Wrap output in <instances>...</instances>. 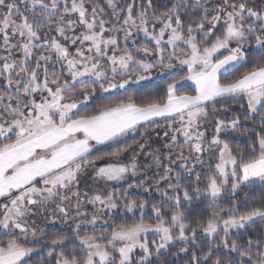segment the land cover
<instances>
[{
  "label": "snow or ice",
  "instance_id": "obj_1",
  "mask_svg": "<svg viewBox=\"0 0 264 264\" xmlns=\"http://www.w3.org/2000/svg\"><path fill=\"white\" fill-rule=\"evenodd\" d=\"M205 2L195 0L189 5L178 0L168 11L150 17L152 0H146L147 6L138 12L135 0L119 11L116 0H106L115 18L108 21L105 8L94 0H0V81L4 82L0 90V229L8 236L0 240V264H28L38 250L36 245L42 243L30 218L44 215L50 201L58 198L54 210L67 218L68 209L62 205L74 196L76 216L86 215L79 211L80 192L67 194L79 185L86 170L91 169L94 180L119 181L128 174L135 176V155L128 163L121 159L132 146L96 156H92V150L135 133L140 126L147 130L161 117H172V122L180 125L172 129L170 123L169 129L184 138L177 154L183 174L175 172L173 176L171 166L158 174L155 190L160 202L151 204L156 223L143 220L148 201H138L128 191L122 195L96 194L88 198L89 204L108 211L138 210L140 221L110 226L107 235H80L83 224L95 225L101 219L93 214L90 220L75 225L73 239H78L84 255L75 249L60 251L54 257L55 264H153L154 256L159 258L162 250L177 245H182L178 253L188 255L187 264H264V227L247 235L255 223L264 224V194L251 192L257 186L264 189V6H250L249 0H220L210 7L204 6ZM190 7L201 11L198 18L185 22L181 9ZM73 16L76 18L71 19ZM119 21L122 24L117 27ZM156 23L161 25L158 32ZM78 26L84 30L67 35ZM218 26L223 30L216 35ZM133 28L154 42V50L147 45L129 50ZM45 29L70 41L75 51L60 39L49 38ZM107 32L111 35L106 38ZM119 32L123 33V48L117 38ZM211 36L215 38L209 42ZM165 46L172 49L167 57ZM182 46H187V51L178 53L177 48ZM37 49L41 51L37 53ZM14 50L22 53L19 59ZM250 54L258 58L250 61ZM151 56L156 59L145 58ZM54 57L60 69L49 74ZM33 58L34 66L30 67ZM101 60H106L108 67ZM158 65L169 70L186 66L188 74L168 83L155 97L138 102L128 95L103 105L95 114L77 115L81 103L98 90H127L131 84L151 79ZM240 68L248 70L234 79H223ZM187 81L195 85V94H178ZM237 99L246 102L241 105L244 115L216 119L214 135L206 142L200 120L209 116L210 108L214 114L217 104ZM249 120L258 127H249ZM241 128L251 141L247 156L240 150L233 152L228 139L220 135ZM164 135L167 137L168 132ZM170 139L165 147L171 150L180 142L176 134ZM139 148L142 150L144 144ZM205 154L210 158L209 171L201 184L202 174L196 167L205 163ZM101 160L105 162L98 164ZM155 162L159 167L158 156ZM192 176L195 183L185 182ZM161 181L166 182L163 188L159 187ZM128 188L150 190L144 181ZM246 188L249 192L237 200L238 192ZM225 192L230 194L228 207L218 202ZM202 200L211 211L202 209L193 216L181 210L185 202L190 205ZM49 222L55 224L56 218ZM149 233L158 239L149 241ZM202 239L209 241L206 248L198 243ZM49 244L53 250L67 246V237L56 236Z\"/></svg>",
  "mask_w": 264,
  "mask_h": 264
},
{
  "label": "trees",
  "instance_id": "obj_2",
  "mask_svg": "<svg viewBox=\"0 0 264 264\" xmlns=\"http://www.w3.org/2000/svg\"><path fill=\"white\" fill-rule=\"evenodd\" d=\"M94 2L98 3L101 7H104L103 5V0H94ZM133 0H124V4L122 6H120V8H126L128 3H132ZM178 0H152V8L149 10L148 15L151 17L154 14L155 15H160L163 12L168 11V9L171 7V5L173 3H177ZM136 3V8L135 11L138 12L141 7H146L147 3L146 0H135ZM191 5V3L189 4ZM105 8V7H104ZM185 13L189 15L193 12L195 13L196 11H200V8H185ZM123 15V13H121ZM71 19L74 18L70 17ZM105 19L108 21H112L111 17H110V13L107 12L106 8H105ZM120 24H122V22L117 23V27L120 26ZM54 25H53V29H54ZM160 28V26H157V29ZM222 28L220 26H218L215 29V33L216 35H219L222 32ZM78 31L79 28L77 27L75 32H68L67 34L69 36H73V35H78ZM45 32H50L51 33V37H56L57 33L52 30V31H48V29H45ZM54 32V33H53ZM106 34L111 35L110 32H107ZM133 37L135 38V43L136 45L133 47V49L129 50H135L136 48L143 46V45H147L149 47L150 50H154V46H152L151 44H148L147 42L141 40L139 37L133 35ZM119 42L121 41V38L118 36L117 37ZM214 36L208 37L209 42H211L212 40H214ZM129 46V45H128ZM210 46V43H209ZM37 53L39 51H41L40 49L36 50ZM15 52V56L17 59H19L22 55V53H20L19 51L14 50ZM2 54V53H0ZM224 54L226 55L227 52H224ZM258 57H253L251 54L249 55V60L253 61L255 59H257ZM53 60L55 61V57L53 58ZM34 62H35V58H33V61L30 62V67L34 66ZM248 67H251V64L248 65ZM60 69V64H54V68L53 65H49V74H51V72L53 70H59ZM247 68H240L238 71H235L233 73H231L229 76L223 77V79L227 80V79H234L236 77H238L243 71H247ZM41 73L43 72V69L40 70ZM187 72H183V73H179V74H170L166 77H164L163 79H161L160 81L150 84V85H146V86H142V87H137V88H131L128 89L124 92H119L116 93L110 97H103L98 91L96 93V95L94 96L91 104L87 107V108H81L77 111V115H92L95 114L103 105L105 104H113L115 103L117 100L119 99H125L128 95H131L133 97H135L137 99L138 102L141 101V99H148L149 97H155L158 93L162 92L168 83H171L173 80H180L182 77L187 76ZM80 87V85H77V89ZM4 88V82L2 81L0 83V90H2ZM189 94V95H194L195 91L192 90L191 88L185 87L181 89V92L178 94ZM14 103V102H13ZM246 102L243 99H237V100H233L229 103H223V104H217L215 106V113L213 114V110L210 108L209 109V116L206 119H201L200 120V130L205 132V140L207 142V140H209L215 132V128H214V124H215V120L216 119H222V120H229L231 118H233L236 115H244L245 109L241 108V105L245 104ZM258 120V118H257ZM173 118L171 119H167V120H163V121H159L156 122V124H153L151 127H149L147 130L144 127H141L137 130V132L135 133H130L127 136L121 138L118 141L113 142L112 144H109L105 147H101V148H96L93 149L92 151V156H96V155H104L107 152L110 151H115L117 149H124L127 148L128 146H132L131 148H129V150L139 146L140 144H144L145 146L148 145L150 147V145L155 146L156 148H158V139L160 140V148L163 149L165 147L166 144H170L171 143V136L173 134H177V133H173V131H171L169 129V124L171 123V127L172 129L175 128H179L180 125L179 123H173ZM248 125L249 127L255 126L258 127V123L249 120L248 121ZM168 132V136L166 137L164 135L165 132ZM244 131L243 128L237 130V131H233L231 129L225 130L223 132L220 133L221 138H226L229 141L230 147L232 148L233 152H236L237 150L243 151L245 153V155L247 156L248 152H249V147L248 145L251 143V141L248 139V136L245 134H242ZM178 134H177V138H178ZM178 141L180 143L173 145V149L176 150V152H180L181 150V146H182V140L178 139ZM128 150V151H129ZM127 151V152H128ZM184 152L188 153V149L187 147H184ZM126 153V152H125ZM106 159V158H105ZM209 156L207 154L204 155V160L205 163L203 165H197L196 167V171L200 172L202 174V178H201V184L204 183L205 181V175L208 171H209ZM101 161H105V160H101ZM213 164L215 163V160L213 159L211 161ZM174 169V173L173 176L175 174V172H181L183 174V169H179L177 167H172ZM164 170L161 171L160 174L163 173ZM158 178H148V179H141L137 182H135V184L140 183L141 181H144L145 187H150V190L148 192H145L143 190V188H135V189H129L128 186H122L118 189V193L120 195H122L123 192L128 191L132 194V198L137 199L138 201L144 200V201H148V207L144 210L143 212V220L145 223H156V218L153 214V212L151 211V204L153 203H159L160 202V194L155 190L156 189V180H158ZM188 180H191L193 183H195V177H187L185 182H188ZM166 182L161 181L159 184V187L163 188L165 186ZM249 192V189H244V191L238 192L236 199L237 200H242L244 198V196ZM251 192H254L256 194H264V189L260 188L259 186H257L256 188L251 189ZM222 207H228L230 206L231 203V199H230V194L228 192H225L223 194V197L218 201ZM202 209H207L208 211H211V209L208 207V204L205 201H199V202H193L192 204H188V202H185V207L182 208L181 210L183 211H189L190 215L193 216H197L201 213ZM243 211V209H241ZM103 222L104 221H108V223H104L106 224V228H104L102 230V232H98L97 235H107L108 232L110 231V226H115L118 224H131L133 222H139L140 218H141V213L136 210L133 212H127L126 210L118 209L116 210L115 214L112 213H104V217H103ZM261 227H264V224L262 223H255L249 230L247 235H253L258 229H260ZM87 235H93V232H87L85 233ZM83 234V235H85ZM82 235V234H81ZM236 233H233V237H235ZM56 236H66L67 237V246H59L56 247L54 250L53 248L50 246L49 241L52 238H55ZM8 236L7 235H0V240H7ZM155 238H150L149 241L153 240ZM240 239L243 240L244 239V234H241ZM199 244H202L205 248L208 246L209 241L207 239H202L198 241ZM182 246V245H177L175 247H171L169 250L161 252V254L159 255V258H157L156 256L153 257V264H172V261H175V264H187V260H188V255L187 254H183V253H178V248ZM36 248L38 249L37 251H35V254L31 255V257L28 260V264H55V255L57 253H59L60 251H64L66 253H69L71 251H73V249H75V251L83 256L84 253L81 251V247L78 246V244L75 242V239H73V236L70 234H64L60 231H58L57 229H52L50 231H48L45 236L42 239V243L36 245ZM49 253L52 254L51 258L49 256ZM221 259L227 261L228 257L227 256H221Z\"/></svg>",
  "mask_w": 264,
  "mask_h": 264
},
{
  "label": "rangeland",
  "instance_id": "obj_3",
  "mask_svg": "<svg viewBox=\"0 0 264 264\" xmlns=\"http://www.w3.org/2000/svg\"><path fill=\"white\" fill-rule=\"evenodd\" d=\"M180 2L186 3V4L191 3V5H192L195 3V0H180ZM219 2H220V0H206V2L204 3V6L210 7L211 5L217 4ZM116 3L118 5L117 11H119L120 6H122L124 4V0H116ZM249 3H250V6H255L257 8L264 6V0H249ZM103 5L106 8L107 12L110 13L111 20H114L115 18L112 16L113 9L111 7L107 6L106 0H103ZM184 10H185V8L181 9V16H182V19L185 20V22H187L188 20L193 19V18H198L200 11H201V9H200V11H196L195 13L192 12L189 15V13L186 14ZM212 14H213L212 12H209V15H212ZM75 18L76 17L74 16L73 19H75ZM119 22H122V21H119ZM119 22H117V23H119ZM157 26L161 27V25L159 23H156L154 25L155 31L158 32L159 28L157 29ZM206 27H208V26L206 25ZM78 28H79L78 34L84 30L80 26H78ZM152 30H153V25L150 23L149 24V31H152ZM132 31H133L135 36L139 37L141 40L147 42L148 44H151L152 46H154V42L148 41L145 38L143 32H138V31H136L135 28H133ZM48 36H49V38H51L50 32L48 33ZM57 36H58V34H57ZM107 36H109V35L105 33L106 38H107ZM118 36L121 38L120 45H121V48H123V46H124L123 33L122 32L117 33V37ZM58 39L61 40V43H64L67 46H69L70 51H73V52L75 51L76 46H72L70 44V41H64L60 37H58ZM165 39H167V36L165 37ZM133 41H135L134 37H132L128 40V45H129L128 47L130 49H133V47L136 45V43H133ZM85 46H87V45H85ZM171 51H172L171 46H165L164 55L167 57L171 53ZM176 51L178 53L181 51H187V46H182L181 48H177ZM145 58L149 59V60H155L156 59L155 56L145 57ZM165 62H167V61H165ZM101 63L105 67H108L106 60H101ZM174 63H175V61H174ZM53 64H55L54 60H53ZM183 72H187L186 66H179L178 65L177 67L169 70L167 68H164V67L158 65L155 69H153L152 74H151V79L146 80V81H142L139 84H131V85H129L127 90L131 89V88H137V87L150 85V84H153V83L160 81L161 79H163L164 77H166L170 74H179V73H183ZM1 82L2 81H0V83ZM124 91H126V90L121 89V90L114 91L111 93H102L98 90V92L103 97H110L116 93L124 92ZM93 98H94V96L89 98L87 101H83L81 103L80 107L78 108V110L81 108H87L91 104ZM5 103H7V101H5ZM0 107H2V105H0ZM78 110H76V111H78ZM177 134L179 135L178 139L182 140V142H183V139H184L183 135L180 133H177ZM157 143H158V148H156L153 145H150V147L148 145H146V146L144 145V148L141 150L139 148V146H137V147L133 148L135 151H133V149H131L128 152L124 153V155L121 157L123 162L128 163L132 159L133 155H135V159H136L137 166H138L137 167V174L135 176L128 174L125 177V179L119 180V181L94 180L92 178L93 173H92L91 169L86 170L85 173L82 174V176L79 178V185L74 186L72 189L68 190V192H67L68 195H71L72 191H79L80 192L81 204H80L79 211L81 213H85L86 215H81L79 217L76 216L77 198L74 196L71 198L70 201H66L62 205L68 209L69 216L67 218L63 217L61 214H59L57 211L54 210L56 202H58V198L54 201H50L49 205H48V211H46L44 213V215L37 214V215L32 216L30 218L31 220L35 221V223L32 226L37 228V238L42 241L45 234L48 231L52 230L53 228L57 229L58 231H60L64 234H70V235L74 236L75 225L81 221L90 220L92 218L93 214H98L101 217V219L98 220L95 225L83 224L82 225L83 230L80 232V235L81 234L83 235L87 232H93V234L97 235L98 232H102V230L104 228H106V224H104V222H103L104 213L108 212V213L115 214L116 211H108L107 209L101 210L98 205L89 204L87 202L88 198H90L96 194H107L109 192H115L116 194L120 195L117 191L123 185L128 186L129 184H135V182H137L141 179L146 180L148 178H152V179L158 178V174H160L161 171L164 170L165 166L177 167V168L181 169L179 167L181 161L178 160V158H177V154L179 152H176V150L173 148L171 150L167 147H164L163 149H161L160 148L161 144H160L159 139H158ZM187 154L188 153L185 152V155H187ZM157 156L160 158V166L159 167L157 166V164L155 162V157H157ZM169 156H170V159L168 158ZM173 161H175V163H173ZM104 162L105 161H98V164H103ZM85 193L87 194V196H85ZM61 194H65V193L62 192ZM36 211H37V213L40 212L39 209H36ZM46 217H47V219H46ZM52 217L56 218L55 224H52L49 222ZM40 229L44 230L43 233H41ZM0 235H6L3 229H0ZM148 238L149 239L150 238L158 239V237H156L152 233L148 234ZM28 239H29V241H31L32 237L29 236ZM75 242L78 244V246H80L78 239H75ZM164 251L165 250H162L161 252H164ZM33 254H35V252ZM138 254H139V250H137V255Z\"/></svg>",
  "mask_w": 264,
  "mask_h": 264
},
{
  "label": "crops",
  "instance_id": "obj_4",
  "mask_svg": "<svg viewBox=\"0 0 264 264\" xmlns=\"http://www.w3.org/2000/svg\"><path fill=\"white\" fill-rule=\"evenodd\" d=\"M185 87H188V88H191L192 90H194L195 89V86L191 83V81H187V82H185L184 84H183V86H182V88H185ZM181 88V89H182ZM172 117H161V118H157V122H159V121H163V120H167V119H171ZM141 127H144V126H140L139 128H141ZM138 128V129H139ZM130 134V133H129ZM125 137V136H124ZM121 138H123V137H121ZM120 138V139H121ZM119 139V140H120ZM113 142H109V143H107V144H103V145H96L93 149H96V148H101V147H105V146H107V145H109V144H112ZM93 151V150H92Z\"/></svg>",
  "mask_w": 264,
  "mask_h": 264
}]
</instances>
